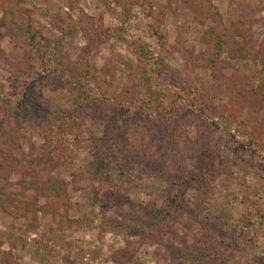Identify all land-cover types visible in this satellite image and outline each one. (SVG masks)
I'll return each instance as SVG.
<instances>
[{"label":"rangeland","instance_id":"374dc122","mask_svg":"<svg viewBox=\"0 0 264 264\" xmlns=\"http://www.w3.org/2000/svg\"><path fill=\"white\" fill-rule=\"evenodd\" d=\"M210 1L217 7L225 23L229 22L231 14L238 17L242 8L264 5V0ZM8 3L0 0V22L2 10ZM9 4L14 9L16 19L28 11L35 27L41 29L49 39H63L62 53L70 63L71 71L60 72V82L54 79L53 89L49 88L44 79L47 73L41 64L31 58L25 48L16 49L15 43L0 25V105L10 107L12 113L19 106V94L23 87L17 86L15 90L18 93L15 94L11 76L16 81L29 83L30 88L25 85V90L32 92V98L39 100L43 108L41 112L45 110L50 119H57L54 124L58 127L57 132L62 134L55 136L56 129H45L46 137L51 144L52 141L54 143L53 159L42 169L37 167L36 171L29 168L27 172H37L39 176L48 174L65 182L64 193L59 197L45 193L44 189L41 194L37 189L26 190V181L22 182L20 170L9 169L5 158H0V253L10 251L17 264H190L188 259L174 257L164 244L194 248L199 238L207 234L206 237H213L217 241L230 236L233 229L241 234L238 240L242 249L226 264H246L243 258L240 259L243 254L249 258L248 263L264 264L260 261L264 260V218L257 211L264 213V120L259 116L257 123L249 121V134H245L248 137L260 133L262 138L246 143L249 144L247 148L236 143L242 141L238 132L242 126H238L237 121L226 118L221 127L214 129L206 124L210 151L224 156H247L248 161H242L243 170H233L232 176L222 173L215 177L208 191L199 193L196 191L197 184H188L182 194L187 209L173 221L174 233L157 246L149 245L140 235L125 228L120 231L112 229L106 219L127 224L124 214L132 210L140 212L141 205L148 202L150 196H153L158 207L166 194L177 192L178 185L166 182L158 175L141 178L136 171L127 173L123 181L114 172L110 182L100 181L94 174L101 171L105 159L101 158L102 155L99 159L91 154L89 145L94 135H100L102 126L86 120L83 141L77 142L69 134L68 125L58 123L61 118L59 112L66 119L70 111L77 107L71 102L76 86L62 82L69 80L72 70L80 67L81 56L92 65L90 70L102 76L100 83L104 88L117 93L127 85L125 63L135 66L136 59L125 40H137L155 57L162 55L166 64L181 74L179 84L189 78L209 80L210 71L201 66L200 61L192 65L189 58L191 52L197 54L205 47L200 42L203 26L196 22H191L189 27L184 24L186 18L190 19L187 7L178 0H21L19 7L14 3ZM262 15L264 12L256 13V17ZM88 22L92 23L90 29L93 34L100 35L97 43H90V53L84 49L88 43L81 28H87ZM154 28L157 31L155 34ZM263 34L260 24H255V44ZM231 63L236 65L235 62ZM237 64L251 72L254 69L249 62ZM224 72L229 76L232 70ZM158 83L159 86H168L171 78L167 75L163 80L158 79ZM93 87L95 84L91 81L81 90L87 97H92ZM140 88L142 93L145 92L144 87ZM172 90L171 87L170 93L172 95L174 92V96L169 103L173 100L180 102L176 96L179 92L177 94L176 90ZM224 98L215 102L224 103ZM197 113L201 120L205 119L199 111ZM259 114L264 116V109ZM22 120L24 128L19 142L23 156L33 162L39 159L41 146L46 142L37 133L39 131L33 119L22 117ZM197 132L193 124L186 129L190 139ZM193 146L198 147V144ZM178 157L181 158L177 166L171 168L174 178L185 180L190 170L201 169L185 153ZM181 163L182 167H179ZM122 185L127 186L126 193H118L119 188L123 191ZM200 214L203 215L202 225L206 230L198 224L186 226L187 219ZM247 220L249 224H246Z\"/></svg>","mask_w":264,"mask_h":264},{"label":"trees","instance_id":"16d2710c","mask_svg":"<svg viewBox=\"0 0 264 264\" xmlns=\"http://www.w3.org/2000/svg\"><path fill=\"white\" fill-rule=\"evenodd\" d=\"M6 1L14 3L17 7L21 2ZM178 1L189 11L190 19L186 18L184 24L189 27L191 22H196L204 28L200 42L205 48L197 54L191 52L189 58L192 65L200 61V65L210 71L209 80L197 81L189 78L185 79L184 83L179 80L182 83L179 84L181 74L171 69L162 55L155 57L152 51L137 40H125L127 48L136 59L135 66L125 63L127 85L117 93L104 88L100 83L102 76H97L96 71L90 70L92 65L81 56L80 67L73 69L71 78L62 82L76 86L72 91L74 93L71 102L77 107L70 111L66 119H63L64 116L60 112L57 114L61 117L58 123H66L69 134L77 142L83 141L86 120L102 126L100 135H94L89 145L91 154L99 159L102 155L101 158L105 159L101 171L94 174L100 181L110 182L113 172L123 181L127 173L136 171L137 176L141 178L158 175L166 182L178 185L177 192L166 194L158 207L153 196H150L151 199L141 205L140 212L132 210L124 214L127 224L105 218L112 229L120 231L125 228L128 232L140 235L149 245L155 246L161 245L165 237L174 233L175 219L185 213L187 207L182 194L188 184H197L196 191L199 193L202 190L208 191L215 177L222 173L232 176L233 170L237 172L243 170L242 161H248L247 156L245 158L241 155L224 156L219 152L210 151L207 144L210 137L206 124L214 129L221 127L222 121L226 118L237 121L238 126L239 124L242 126V130L238 128L242 143H236L247 148L249 144L246 143L262 138L260 133L251 134L249 138L246 136L245 132L249 134L247 131L249 121L257 123L259 117L264 120V116L259 114L264 109V34L257 44L253 41L255 24H260L264 31V15L256 17V13L264 12V5L252 6L249 9L241 6L242 13L238 17L231 14L229 22L225 23L217 7L210 0ZM9 3L2 10L1 27L15 43L16 49L25 48L30 57L41 64L47 73L44 79L49 88L53 89L54 79L60 82L59 73L71 71L70 63L64 59L62 53L63 39L61 37L49 39L41 29L35 27L33 17L28 11H24L23 16L16 19L14 9L12 10ZM87 25V28L83 26L81 28L88 43L84 49L86 53H90V43H97L100 35L93 34L90 29L91 22ZM99 30L103 33L102 28ZM153 31L154 34L157 33L155 28ZM231 62H235L236 65ZM238 62L245 64L249 62L254 69L251 72L247 68H240L243 66H238ZM228 69L232 70L229 76L224 72ZM30 75L27 76L28 79L31 78ZM167 75L171 78L170 85L159 86L158 79L163 80ZM11 77L13 92L18 93L15 89L19 85L23 87V91L19 94V106L14 113L10 107L0 105V158H5L9 169L20 170L22 182L26 181L24 185L26 190L37 189L41 194L44 189L45 193L59 197L64 193V180L48 174L39 176L37 172L35 174L27 172L29 168L42 169V166L52 161L54 143L52 141L51 144L46 137L45 129L48 127L49 130L56 129L55 136L62 135L57 132L58 127L54 124L57 119H50L45 110L41 112L43 108L39 105V100L32 98V92L25 90L26 87L30 88L29 83L16 81L14 76ZM91 81L95 84L94 92L92 97H87L88 95L81 89ZM140 87H144L145 92L142 93ZM171 87L177 94L179 92L176 96L180 102L173 100L169 103V99L174 96V92L172 95L170 93ZM222 98L225 99L224 103L215 102ZM198 111L204 116V120L200 119ZM22 117L35 121V127L39 131L37 133L46 142L41 146L42 153L39 159L33 162L32 159L23 156L19 142L24 128L21 123ZM190 124L196 126L198 130L193 139L188 138L186 133ZM195 144H198V147L193 146ZM183 153L201 169L190 170L189 176L185 180H180L174 178L171 168L177 166L181 158L178 156ZM179 167H182V163ZM122 190L119 188L118 193H126L127 186L122 185ZM257 211L264 218V213ZM200 216L187 219L186 226L202 225L203 215ZM249 223L247 220L246 224ZM203 229L206 230L204 226ZM231 231L230 236L226 238L222 236L223 238L217 241L213 237H206L209 235L207 234L204 238H199V243L195 244L194 248L186 245L170 247L171 244H164V247L174 257L188 259L190 264H226L242 249L238 240L240 232L236 233L233 229ZM245 256L241 255L240 259L243 258L246 264H251L248 263L249 258ZM260 261L264 263L263 259ZM0 264L17 262L10 251H3L0 253Z\"/></svg>","mask_w":264,"mask_h":264}]
</instances>
